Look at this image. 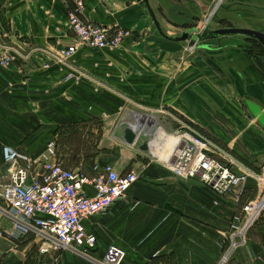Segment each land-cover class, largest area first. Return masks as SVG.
<instances>
[{
	"label": "crops",
	"instance_id": "0c3cea01",
	"mask_svg": "<svg viewBox=\"0 0 264 264\" xmlns=\"http://www.w3.org/2000/svg\"><path fill=\"white\" fill-rule=\"evenodd\" d=\"M216 1L151 4L171 33L208 22L215 3L223 4L214 19L219 22L203 27V35L230 27L264 32V0ZM84 2L85 20L130 30L131 37L110 50L81 47L70 66L45 67L49 50L75 43L67 23L71 1L0 0V58L13 55L9 66L0 65V173L6 146L36 157L51 140L65 168L89 176L95 164L121 174L135 170L139 180L128 195L84 221L98 239L93 252L103 256L115 244L127 252L122 264H218L233 215L257 194L255 179L241 200L221 197L197 178L176 177L154 146L152 154L142 152L126 142L125 131L139 137L160 127L189 128L221 147V160H233L237 170L264 172V52L252 38L231 34L211 37L204 41L211 49L194 53L186 43L163 38L137 0ZM71 72L77 81L66 80ZM143 115L152 132L140 127ZM0 228H12L1 215ZM21 241L6 232L0 237V264H22L28 245L22 248ZM36 264L91 263L62 252L42 255ZM231 264H264V213Z\"/></svg>",
	"mask_w": 264,
	"mask_h": 264
},
{
	"label": "built area",
	"instance_id": "2783aa9c",
	"mask_svg": "<svg viewBox=\"0 0 264 264\" xmlns=\"http://www.w3.org/2000/svg\"><path fill=\"white\" fill-rule=\"evenodd\" d=\"M70 1L67 23L75 35V43L58 52L49 50L51 58L45 61V67L53 63L70 66L81 47L110 50L131 37L130 30L111 29L85 20L84 0ZM12 60L13 55L5 54L0 65L7 67ZM72 79L77 81L79 75L68 73L66 80ZM143 118L148 116L140 118V127L152 132V122L146 124ZM160 128L152 135L156 137L163 132L168 136L165 143L171 153L164 163L176 177L197 178L217 195L238 201L249 179H255L256 196L233 215L227 237L220 244L223 253L218 264H231L237 251L247 247L248 233L264 213V172L237 170L233 160L228 163L221 160L226 155L221 147L192 129L165 132ZM3 155L6 168L0 173V215L10 221L12 228H0V237L5 232L16 241L33 237L41 240L49 251L69 252L91 264L122 263L127 252L118 245L110 244L103 256L93 252L98 239L86 229L84 221L105 214L125 198L139 180L135 170L121 174L110 164H95L94 175L89 176L82 170L65 168L59 161L55 140L49 141L44 152L36 157L9 146L4 148ZM139 204L136 201L134 205Z\"/></svg>",
	"mask_w": 264,
	"mask_h": 264
},
{
	"label": "water",
	"instance_id": "95a60500",
	"mask_svg": "<svg viewBox=\"0 0 264 264\" xmlns=\"http://www.w3.org/2000/svg\"><path fill=\"white\" fill-rule=\"evenodd\" d=\"M144 8L145 13L152 21L154 26L157 28L159 34L169 40L178 43H187L189 42L192 47H195L196 50L201 48L211 49V45L204 43V41L210 39L211 37H222L231 34H244L253 40H256L264 48V32L255 29L248 28H220L216 30H209L207 35L202 34L203 26L193 27L187 31L180 33H171L163 24L160 17L156 14L155 10L152 7L151 0H137ZM215 15V13H214ZM214 15L210 18L209 23L207 24L210 28L211 23L214 19ZM193 34V35H192ZM159 139V136L149 135L144 133L137 137L136 133L131 129L127 128L125 131V140L128 144H135V146L147 154H152V147H155L156 141ZM165 142V139L163 138Z\"/></svg>",
	"mask_w": 264,
	"mask_h": 264
},
{
	"label": "rangeland",
	"instance_id": "374dc122",
	"mask_svg": "<svg viewBox=\"0 0 264 264\" xmlns=\"http://www.w3.org/2000/svg\"><path fill=\"white\" fill-rule=\"evenodd\" d=\"M216 2H219L218 0L216 1ZM220 3V2H219ZM222 5L223 4H221V6L219 5L217 8H216V3H215V10H214V13H215V15H214V19L216 20V17H217V15H219V13H221V7H222ZM213 19V21L212 22H214L215 20ZM219 21H215V23H218ZM214 23V24H215ZM201 25L203 26V27H205V28H207L208 29V26H207V24L205 23V20L201 23ZM218 24H216L215 26H217ZM185 46H188L190 49H192L191 48V44L189 43V42H187L186 44H185ZM184 46V47H185ZM194 50V53H195V51H196V48H194L193 49ZM260 172H262V171H260ZM253 199V198H252ZM249 200H251V199H249ZM248 199H246V202L245 203H247L248 201H249ZM244 203V204H245ZM243 204V205H244ZM22 243V244H21ZM21 243H20V246L23 248V247H25V246H27L28 247V250H26L24 253H22L21 254V256L20 257H22L21 258V260H22V264H36L37 262H39V259L42 257V255H50V256H54L55 258L57 257V256H59L60 254H58V253H55V252H52V251H49V249L47 248V247H45L44 246V244H43V242L41 241V240H38V239H36V238H30V239H27V240H22L21 241ZM37 246H38V249H39V251H38V249H37ZM124 261V260H123ZM122 261V262H123ZM23 262H25V263H23ZM6 264H10L9 262H8V260H6ZM122 264V263H121Z\"/></svg>",
	"mask_w": 264,
	"mask_h": 264
},
{
	"label": "bare ground",
	"instance_id": "6f19581e",
	"mask_svg": "<svg viewBox=\"0 0 264 264\" xmlns=\"http://www.w3.org/2000/svg\"><path fill=\"white\" fill-rule=\"evenodd\" d=\"M153 115H155V114H153ZM143 121L146 124H148V122H150V120L148 118H143ZM164 135H165V133H163V132H162V134L158 135L159 139L156 141L155 147H154L156 149L155 154L158 155V157H160V158H167L171 153L170 148L167 149L166 143L163 141V138L167 141L168 136H164Z\"/></svg>",
	"mask_w": 264,
	"mask_h": 264
},
{
	"label": "trees",
	"instance_id": "16d2710c",
	"mask_svg": "<svg viewBox=\"0 0 264 264\" xmlns=\"http://www.w3.org/2000/svg\"><path fill=\"white\" fill-rule=\"evenodd\" d=\"M253 42L256 43V46H255L256 48L258 47L262 50V52H264V48L256 40H253Z\"/></svg>",
	"mask_w": 264,
	"mask_h": 264
}]
</instances>
